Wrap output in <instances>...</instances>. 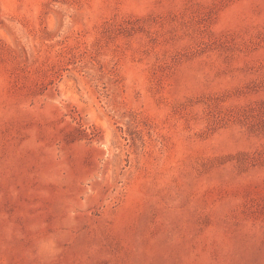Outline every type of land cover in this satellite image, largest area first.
Here are the masks:
<instances>
[{
  "label": "rangeland",
  "instance_id": "obj_1",
  "mask_svg": "<svg viewBox=\"0 0 264 264\" xmlns=\"http://www.w3.org/2000/svg\"><path fill=\"white\" fill-rule=\"evenodd\" d=\"M0 264H264V0H0Z\"/></svg>",
  "mask_w": 264,
  "mask_h": 264
}]
</instances>
